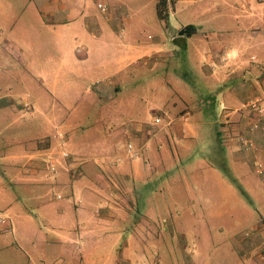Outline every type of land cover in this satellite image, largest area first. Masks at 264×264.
I'll return each mask as SVG.
<instances>
[{
	"label": "rangeland",
	"instance_id": "1",
	"mask_svg": "<svg viewBox=\"0 0 264 264\" xmlns=\"http://www.w3.org/2000/svg\"><path fill=\"white\" fill-rule=\"evenodd\" d=\"M0 1L1 7H12L13 10H17L24 0H14L15 4L9 6L6 0ZM225 1L228 2V0ZM256 1L261 3L264 0ZM206 3L210 2L167 0L163 19L156 15L153 10L154 5L150 3L148 8L150 12L146 11L143 22L130 27L129 31L126 29L122 39L113 35V40L116 44L118 43V46L113 45L112 51L94 41L88 34H83L85 38H81V41L85 42L81 46V53H84L85 48L89 46L91 54L97 53L95 59L112 57L111 54L116 48L121 55L127 53L132 46L158 47L163 50L162 56L150 54V58L146 57V59L142 58L129 63L115 74L113 81L118 89L114 100L105 99L107 102L103 106L96 102L87 105L88 100L78 102V110L82 112L80 121L83 124L79 125L92 129L91 132H74L77 137L82 138L77 140L74 138L81 145V149L77 148L74 151L100 154L104 150L110 152L111 148L107 149L106 146L112 147V143L123 151L130 142L138 147L146 141H153V145L149 144L152 147L151 151L142 150L137 158L129 156L136 162L135 176L131 172H125L127 177L116 180L120 184L128 185L131 179L139 178V176H142L139 179H149L147 187L138 188L141 198H134L133 206L135 205L136 210L133 209V214H130L132 211L126 212L125 216H121L110 226L111 229L114 227L115 233L122 234L124 237V229L134 224L135 216L152 208L154 214H151V218L141 219L139 222H147L151 225L150 229L157 236L159 231L161 232V238L152 245L154 247H150V244L146 246L148 253L125 252L127 253L125 260L119 259L116 262L110 252L104 251L100 253L101 255L93 253L89 256V264H132L134 262L135 264H264V219L257 222V225L255 224L257 220H253L258 214H264V204L259 203L258 198L252 196H250L251 203H248V199L239 196V189L234 186L230 178H234L240 185L242 183L249 193L248 185L246 186L244 181L247 179L246 176L251 181H254L253 178L264 177V157L259 155L260 147L251 137L253 134L264 132L259 129L254 131L248 129V124L244 122L242 116L248 117L249 109L245 105L244 108L241 107L243 111L241 116L238 114L239 109L238 111L233 109L242 103L240 98L244 94L248 97L252 94L240 93L238 89L230 91L229 88L235 82H241L242 79L245 82L249 80L255 83L251 77L263 72L264 54L261 45L250 37L249 39L252 40H249V44L244 43L245 47L239 45L241 49H247L244 56L249 62L248 65H251V71L243 74L240 79V76H236L238 79H235L233 74H240L245 61L234 59L228 49L221 51L219 58L216 61L213 60L214 63L202 58L193 46H197L200 42V47L206 48L207 42H204V36H209L212 43L225 45L229 43L233 50L236 48V38L231 37L243 30L242 24L236 21L231 12L226 13L222 10L224 0L213 2L219 11L200 15V12L208 7ZM97 9L94 5L91 7V11L100 19L102 14ZM18 14H21V17L15 22L22 25L25 13ZM182 19L202 25L201 29L197 30L198 34L185 38L187 45L184 50L179 45L174 46L171 41L172 31L180 29ZM7 22L0 20V166L7 163L3 153L9 154L18 149L24 151V147L32 149L36 144L40 145L48 141V138H52L54 128L48 123V119L52 118L51 106L54 101L52 86L49 84L51 77L40 74V69L48 70L51 64L50 58L58 57L61 49L59 46L52 49L53 39L50 38L49 31L44 28L33 29L19 26L11 28L7 27L5 24ZM16 37L20 40L19 48L12 43ZM78 44L76 41H71L73 53ZM164 53H166L165 57ZM100 78V74L94 75V79ZM83 80L86 81L85 86L90 88L91 79L83 78ZM79 94L86 95L82 91ZM56 95L59 96L56 99H60L63 103L62 95L60 93ZM74 96H77V93ZM56 103L57 113L60 114L63 110L60 102ZM9 104L13 106L9 107ZM101 113L104 117L111 115L104 122H96ZM156 116L161 118L158 123L154 120ZM110 120L125 127L140 122L150 131H147L143 143L134 142L122 135L117 140L108 139L105 145L102 134L106 133V128L115 125L108 124ZM241 136L250 139L254 149L245 150L240 141ZM9 138L22 139L23 147L14 145L15 143L10 144ZM75 140L72 139V143ZM59 148L66 149L70 154L72 152L62 143H59ZM241 149L256 154L250 155L248 159L238 157ZM68 152L62 153L64 159L60 157L61 171H64ZM64 153L67 155L65 156ZM235 154L237 158L234 159ZM76 161L78 162L77 159ZM255 161L262 164V168L258 169L254 164ZM81 163L82 167L85 165L88 174L80 175L81 185L77 181L74 182L77 186L74 192L80 193L81 195L78 196L80 198L84 193L88 194L86 190L91 191L95 204H99L94 205L93 208L99 206V209L84 220L80 221L78 218L70 222L76 227L86 226L88 230L97 226L106 227L109 225V219L107 212L102 211L101 207L104 202L114 197L111 194L110 166H105L100 173L101 180L97 181L101 187L95 191L88 189L86 185L95 175L97 178L99 170L97 174L96 170L99 166L95 164L94 159ZM143 167L144 172L141 171ZM236 167H240L241 171L235 170ZM209 168H217L220 173L216 171L208 175L205 170ZM10 176V173L1 174L0 180L8 186L6 189L8 198L16 200L14 203L16 207L28 208L33 220L28 228L40 226L41 230L49 231L48 225L54 226L53 222L57 220L43 219L42 221L36 211L38 203L33 201L29 203L31 197L42 192L44 188L36 187L38 186L36 182H28L25 187H22V182L12 181ZM74 177L76 176L73 175ZM31 189L34 192L31 193ZM57 190H61L63 196L61 203L70 201L65 198L71 194L67 184L57 185L54 192L48 193V196H54ZM124 193V196L129 195L125 190ZM131 194V197L137 195L134 192ZM74 197L76 199L77 195ZM72 201L69 203H73ZM227 208L230 209L229 212H232L230 219L239 218L236 225L234 224L235 232L240 236L237 239L234 238V226L229 224L227 228L226 220L229 218L225 214ZM250 209L254 210L253 213ZM247 213L252 215L249 216L251 219L244 218L248 216ZM52 216L50 211L45 214V217ZM198 224L209 227L213 235L210 248L204 253L206 258L193 259L194 261L191 262L190 257L194 256L196 243L194 232ZM215 233L219 235H214ZM49 234L43 239L31 234L28 237L27 233L23 235L9 229L0 230V264H81L78 256L71 253V249L65 246L67 244L60 242L61 237L58 233ZM240 238H244V242L241 243ZM18 243L25 244L26 247L21 246L25 249L29 248L31 252L25 254L18 248Z\"/></svg>",
	"mask_w": 264,
	"mask_h": 264
},
{
	"label": "crops",
	"instance_id": "2",
	"mask_svg": "<svg viewBox=\"0 0 264 264\" xmlns=\"http://www.w3.org/2000/svg\"><path fill=\"white\" fill-rule=\"evenodd\" d=\"M96 1L98 0H24L22 5H20L17 10H13L12 7H1L2 4L0 1V20L8 21L5 23L7 27L14 28L19 26L33 29H40V27L44 28L45 30L49 31L50 38L53 39V41H51L52 49L54 50V48L57 46L61 47L59 56H53L50 58L51 64L49 65V69H40V74H46L47 76L51 77L49 84L52 86L51 92L52 95H54V101H52L51 106L52 118L48 119V123L54 128V132L51 135L52 138H48V141L40 145L36 144V146L32 147V149H27L24 147V151L18 149L14 152H10L9 154L3 153L7 163L0 166V175H8L10 173V179L12 181L18 180L22 182V187H25V184H28V182H36L38 184L36 187L42 186L44 190L42 192H38L34 197H31L29 203H31V201L38 203L36 205V211H38L39 219L42 221L43 219H55L57 221L53 222L54 226L48 225L50 229L47 232L41 230L40 226H37L36 228H28L33 221L31 220L28 208H17V205L14 204L16 200L14 201L12 198H8V192L6 190L8 186H6V184L0 180V218L3 217L2 219L6 220L3 225L0 223V230L9 229L11 231L20 232L23 235L27 233L28 237L31 234L32 236L42 237L43 239L45 235L49 236V233H58L61 237L60 242L67 244L65 246L71 249V253H74V255L78 256L77 258H79L81 264H89L88 259L90 255L93 253L96 255H101L100 253H104V251H107L108 253L110 252L111 257H115V262L119 259L125 260V255L127 254L125 252L148 253L149 251L147 250L146 246L150 244V247H154L152 245L157 243L158 238H161L160 231L159 235L157 236V234H153V230L150 229L151 225H148L147 222H139L141 219L146 220L151 218V214H154L152 208H148L146 212L142 214L138 213L139 215L135 216L136 221L134 224H130L124 229V237L122 234L115 233L114 227L111 229L110 224L119 220L121 216H125L126 212L132 211L130 214L134 213V198H141V193L139 192L138 188L141 186L147 187L149 184V179H139L142 176L131 179L132 181L130 180L128 185L116 182V180L127 177L124 174L125 172H131L135 176L134 168L136 162H134V160L129 157L126 149L120 151L119 146H115V144L112 143V147L106 146L107 149L111 148L110 152L104 150L100 154H84L82 152L74 151L77 148L81 149L80 143L76 140L82 139L77 137L75 135L76 133L74 132H89L92 129L90 127L85 128L84 126L79 125L80 123L82 124L80 121L82 112L78 110L79 100H88V102H86L87 105H91L93 102H96L101 106L107 102L105 99L114 100L116 98L118 86L113 81V77L115 74L120 72L121 68L142 58H150V54L155 53L157 56H162L163 52V50H160L158 47L149 48V46H132L129 51L123 55H121L118 52L119 50H117L118 48H116L114 53L112 52L111 54L112 57H101L100 59H95L97 53L95 52L91 54L90 48L88 46V48H85V52L81 53V46L83 43H85L81 41V38H85L83 37V34H88L94 41L105 46L107 49H111L112 51L113 45L118 46V43L116 44V42L113 40V35L122 39L123 33L126 31V29L129 31L130 27L137 26L143 22V19L146 16V11L150 12V9H148L150 8V3L154 5L155 8L153 10H155L157 15L156 4L158 0H103L108 5V12L105 14L101 13L102 16L100 19H98L99 16H96L97 14L91 11V7L93 5L96 7ZM207 1L210 3L205 4L208 5V7L201 11L200 15H204L205 13L209 14L210 11H219L218 7H216L215 3H213L215 0ZM254 1L256 0H228V2L224 0V7H222V10L226 11V13L231 12L232 15L235 16L236 21L242 24L243 28V30L237 33V35H233L231 37L236 38V48L232 50L229 46V43L226 45L217 42L212 43V40L209 36H204L203 39L204 42H207L206 46L208 48H201L200 42L197 46H193L199 55L202 58H205L206 61H216L217 58H219V53L227 49L230 51L234 59L244 60L245 62L242 64L240 74H233L235 79H238L236 76H240V79L243 74L251 71V65H248L249 62H247V59L244 56L247 52V49H241L239 45L245 47L244 43L249 44V40L253 39L255 42L261 45V50L264 54V1L261 3ZM5 2H7L8 6L13 3L15 4L14 0H6ZM166 4L167 3H165L164 9H166ZM9 11L13 12L10 13ZM20 12L22 14L25 13L23 19L24 23L22 25H19V23L15 22V20H19L21 17V14H18ZM181 22V27L186 24L194 25L196 30L192 35L198 34L197 30L199 31L201 29L200 27H202V25L194 24L191 21L189 22L188 19H182ZM178 30L179 28L172 31L171 41L174 43V46L179 45L182 47L181 49L184 50L187 45L185 38H188V36L178 34ZM248 33L250 35H248ZM249 37L252 39H249ZM71 41H76L79 43L74 53L71 51ZM12 43H14L17 48H19L18 44H20V40L17 37ZM263 54H261V56ZM165 56L166 53H164V57ZM227 56L228 52L226 53V59L228 58ZM215 61H213V63ZM262 63H264L263 60ZM262 69L263 72H259L258 75L256 74L251 77L255 83H252L249 80L245 82L244 79H242L241 82H235L229 87L230 91L238 89L240 93L242 92L244 94L249 92L248 94H252L251 96L249 95V97L244 94V96L240 98L242 103L233 107L235 110L239 109L238 114L240 116L243 112L241 111V107L243 106L244 108V100L247 98L249 99L255 96L259 97V107L264 109L263 65ZM95 74H100L101 78L99 80L94 79ZM83 78L91 79L90 88L85 86L84 83L86 81H84ZM81 91L84 94L86 93V95H80L79 93ZM56 93H60L62 95L61 99L63 100V103L60 101V99H56V97H59L56 95ZM72 93H77V96H74ZM56 102H60V107L63 110L60 114L57 113L58 106ZM12 106L13 105L9 104V107ZM233 112L235 113V111ZM248 112V117L242 115L245 123L248 124L251 121L257 120L264 122V115H260L259 117L256 111L249 110ZM113 114H115L114 111ZM110 115L111 114L108 116ZM108 116L104 117L101 113V115L97 117L96 122H104L105 119H109ZM108 124L115 125H113V127H108V129L106 128V133L102 134L103 139L105 140V145L108 139L112 138V140H117L122 135L128 139H132L134 142L143 143L145 141H143V138L146 136L147 131H150L147 129L146 125L143 127V123L140 122L135 123V125L129 124L126 127L123 125H117L113 120H110ZM251 137L257 141V144L260 147L259 155L264 157V133H256L251 135ZM74 138H76V140ZM72 139L75 140L73 143ZM9 140L10 144L15 143L14 145L23 147L22 139L17 140V138H9ZM248 140L251 141L250 139ZM59 143H62L70 148L72 150L71 154L66 149H60ZM150 143L153 145V141L150 140L146 141L144 143L145 145L141 144L138 145V147L146 146V150L148 152V150L151 151L152 148L149 146ZM63 152H68L67 154L69 156L67 159H65L67 162L63 167L64 171H61L60 166L62 165V162L60 157L63 159L65 158L62 155ZM248 152L250 151H244L241 149L239 152L240 155L238 157L248 159V157H251L250 155L256 154L253 152ZM235 158H237L236 154L234 156V159ZM89 159H94L95 164L99 166V168L96 170V174L99 170V175L97 178L96 175L95 177L91 178L88 181L86 187L91 190H98L97 188L101 187L97 181L98 179L101 180L100 173L104 170L105 166H110V172L112 173L111 194L114 197L109 200L110 202H104L103 207H101L102 211L107 212L109 225L106 227L97 226L94 229L88 230L86 226H73L70 221H76L78 218L80 221L84 220L93 214L94 211L99 209V206L93 208L94 205L96 206L99 204H95V200L91 191L85 189L88 194L83 192L84 194L82 193L83 195L80 198H78V196L81 194L74 192V188L77 187L74 185V182L77 181V183L81 185L79 182L81 179L80 175L88 174L85 165L82 167L81 162H86ZM49 163L54 166L56 173H53L49 169L47 166ZM214 169L209 168L205 171L208 173V175H210V173L214 174L216 171V173H220L217 168L215 170ZM235 170L239 172L241 171L240 167H236ZM141 171L144 172V167L141 169ZM73 175L76 177L73 178ZM246 178L247 179H244V181H246V186L248 185V195L252 196L253 198L257 197L259 203L264 204V177H258L260 179L253 178L254 181L248 179L247 176ZM69 181H71V184H69ZM63 184H67V186L71 189V194L65 198L70 201L73 200V203H69L70 201H64L61 203L60 200L63 197L61 195V190H57L56 194L52 197L48 196V193L54 192L57 185ZM228 185L231 186L229 183ZM242 186L245 188L244 185ZM26 188L28 189L29 187ZM124 190L125 192H128L129 195L124 196ZM32 192H34L33 189H31V193ZM132 192L137 195L131 197ZM74 195H77L76 199ZM21 200L23 201V199ZM70 210L72 212H70ZM229 210L230 209L227 208L225 212V214L229 217L226 220L227 228H229V224L234 226L233 232L236 235H234V238L237 239L240 236L235 232V225L237 221H239V218L230 219L232 212H229ZM250 210L253 213V211L256 209L254 208V210ZM49 211L53 216L45 217V214H47ZM249 216L251 217L252 215L249 213L248 216H245L244 218L249 219ZM262 219H264V214H258V216L253 220H257L255 222L257 225V222L259 223V221ZM23 223L26 224L24 225ZM80 225H82V223ZM159 225H162L161 221L159 222ZM196 226L197 229L194 232L196 235V243L194 245V256L191 255L190 257L191 262L194 261L193 259L198 258L197 260H202L206 258L204 253L209 250L211 245L210 241L212 240L213 235L212 230L209 227L200 226L199 224ZM214 235H219V233H215ZM240 242H244V238H240ZM21 245L23 247L26 246L23 243L17 244L18 248H20L25 254L31 252L29 248L25 249ZM135 263L136 262L132 264Z\"/></svg>",
	"mask_w": 264,
	"mask_h": 264
},
{
	"label": "built area",
	"instance_id": "3",
	"mask_svg": "<svg viewBox=\"0 0 264 264\" xmlns=\"http://www.w3.org/2000/svg\"><path fill=\"white\" fill-rule=\"evenodd\" d=\"M95 3H96V7L99 9V11L101 13L105 14L108 12V5L106 2H104L103 0H98ZM259 101H260L259 97H257V96L251 97V98L247 99V101L245 102V106L249 107L248 108L249 110L256 111V113L260 117V115H262V116L264 115V109L259 107ZM160 119H161L160 117L156 116L154 120L156 123H158L160 121ZM248 129L250 131H254L257 129L264 131V122H260L259 120L251 121L250 123H248ZM240 141H241V144L245 150L254 149L253 142L249 141L247 138L241 136ZM146 149H147L146 146L137 148V147L133 146L131 143H128L127 147H126V152L130 157L137 158L139 156L140 152L142 150H146ZM64 155L66 156L67 154L64 153ZM254 164L258 169L262 168V166H263L258 161H255ZM49 167H50L52 172L56 173L54 166L49 164ZM1 222H2V220L0 219V223Z\"/></svg>",
	"mask_w": 264,
	"mask_h": 264
},
{
	"label": "trees",
	"instance_id": "4",
	"mask_svg": "<svg viewBox=\"0 0 264 264\" xmlns=\"http://www.w3.org/2000/svg\"><path fill=\"white\" fill-rule=\"evenodd\" d=\"M165 3H167V0H158L157 1V4H156L157 5V15L161 19L165 18V14H164V11H165L164 6H165ZM195 30L196 29H195L194 25H192V24H186V25L182 26L178 30V34L185 35V36H191L195 32ZM210 106H213V105L210 104ZM209 110H210V108H209ZM49 169H50V167H49ZM230 178L232 179V182H233L234 186L237 189H239L240 195L243 196L244 199H248V201H247L248 203H251V197L248 195L247 191L242 187V185H240L238 183V181H236L234 178H232V177H230ZM5 221L6 220L2 219V222H1L2 224L1 225H3Z\"/></svg>",
	"mask_w": 264,
	"mask_h": 264
}]
</instances>
